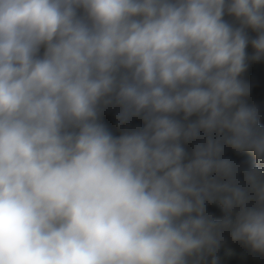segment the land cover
<instances>
[{"label":"clouds","instance_id":"clouds-1","mask_svg":"<svg viewBox=\"0 0 264 264\" xmlns=\"http://www.w3.org/2000/svg\"><path fill=\"white\" fill-rule=\"evenodd\" d=\"M246 29L264 57V0H0V264H202L225 232L264 254V169L224 156L264 161Z\"/></svg>","mask_w":264,"mask_h":264},{"label":"trees","instance_id":"trees-1","mask_svg":"<svg viewBox=\"0 0 264 264\" xmlns=\"http://www.w3.org/2000/svg\"><path fill=\"white\" fill-rule=\"evenodd\" d=\"M225 19L233 24V26H239L238 22L232 17L225 16ZM246 34L249 39V44L246 49L247 67L240 79L249 87L250 92L249 95L244 98V102L249 107L257 109L260 116L259 126L264 128V57L254 59L255 50L251 46V40L256 39L258 33L251 29H246ZM119 111L120 109L118 107L110 106L102 111L100 117L101 122L114 136H119L125 131H133L143 127L142 118H134L127 126H118L117 114ZM178 118L182 119V116ZM195 119L196 117L191 118L193 121ZM197 142L184 145L189 157L191 156L193 147ZM224 156L232 159L238 165L239 172L237 179L242 186L244 185L243 174L245 170L253 167L264 169V161H258L255 154L252 152H236L231 148L226 147ZM207 213L215 219H222L226 215L218 202L207 205ZM231 218H235V213L231 214ZM213 258H215L216 264H264V254L253 252L248 246L241 242H233L228 232L223 234L220 246L214 254V257L206 256L202 261V264H212Z\"/></svg>","mask_w":264,"mask_h":264}]
</instances>
